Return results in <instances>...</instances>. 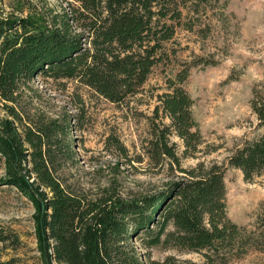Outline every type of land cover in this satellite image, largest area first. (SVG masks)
<instances>
[{"label": "trees", "instance_id": "1", "mask_svg": "<svg viewBox=\"0 0 264 264\" xmlns=\"http://www.w3.org/2000/svg\"><path fill=\"white\" fill-rule=\"evenodd\" d=\"M72 1L76 5L56 23L0 18V101H14L21 83L42 76L76 80L120 104L136 95L152 70L167 61L165 45L181 25L183 11L196 12L217 0ZM188 74L186 68L168 80L170 91L159 96L154 110L169 121L153 129L147 148L158 166L179 163L169 146L170 135L182 140L186 149L199 143L192 100L183 87ZM250 105L264 129V100L257 92ZM5 111L0 116L4 184L33 206L41 264H145L139 248L161 244L213 253L240 248L244 228L228 217L222 167L187 170L185 178L155 195L126 199L106 190L92 198L65 186L58 175V157L70 159L73 152L68 143L63 151L54 137L67 139L69 126L44 119L28 126L14 109ZM227 161L245 181L264 173V130ZM256 224L264 239V206ZM7 240L17 241L0 230V243Z\"/></svg>", "mask_w": 264, "mask_h": 264}, {"label": "rangeland", "instance_id": "2", "mask_svg": "<svg viewBox=\"0 0 264 264\" xmlns=\"http://www.w3.org/2000/svg\"><path fill=\"white\" fill-rule=\"evenodd\" d=\"M74 5L72 0H0V18L56 23ZM165 49L167 61L152 70L136 95L120 104L76 80L34 76L18 86L14 101H0V116L12 108L28 126L43 119L67 124L68 138L54 137L63 151L68 143L73 152L70 159L58 157L59 178L74 192L92 198L106 190L126 199L155 195L185 178L187 170L222 167L228 217L244 228L240 248L213 253L161 244L139 252L145 264H264V239L256 224L264 206V173L245 181L227 161L264 130L250 105L254 92L264 100V0H217L196 12L184 10ZM186 68L183 87L192 100L199 143L186 149L182 140L170 135L169 146L179 163L158 166L147 148L153 129L169 121L154 110L160 105L159 96L170 91L168 80ZM33 215L31 203L4 184L0 159V230L17 239L0 243V262L41 264Z\"/></svg>", "mask_w": 264, "mask_h": 264}]
</instances>
